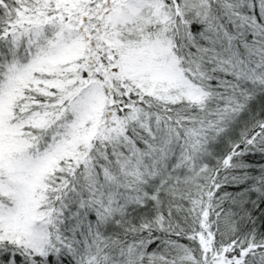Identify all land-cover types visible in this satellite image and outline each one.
Masks as SVG:
<instances>
[{"label":"snow or ice","instance_id":"snow-or-ice-1","mask_svg":"<svg viewBox=\"0 0 264 264\" xmlns=\"http://www.w3.org/2000/svg\"><path fill=\"white\" fill-rule=\"evenodd\" d=\"M0 264H264V0H0Z\"/></svg>","mask_w":264,"mask_h":264}]
</instances>
